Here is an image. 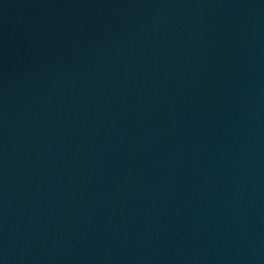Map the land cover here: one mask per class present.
<instances>
[{
  "label": "water",
  "instance_id": "obj_1",
  "mask_svg": "<svg viewBox=\"0 0 264 264\" xmlns=\"http://www.w3.org/2000/svg\"><path fill=\"white\" fill-rule=\"evenodd\" d=\"M0 264H264V0H0Z\"/></svg>",
  "mask_w": 264,
  "mask_h": 264
}]
</instances>
